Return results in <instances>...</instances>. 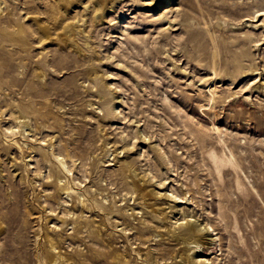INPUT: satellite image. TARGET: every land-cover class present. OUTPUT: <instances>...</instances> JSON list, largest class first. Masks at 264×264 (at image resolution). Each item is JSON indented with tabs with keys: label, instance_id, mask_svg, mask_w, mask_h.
<instances>
[{
	"label": "rangeland",
	"instance_id": "374dc122",
	"mask_svg": "<svg viewBox=\"0 0 264 264\" xmlns=\"http://www.w3.org/2000/svg\"><path fill=\"white\" fill-rule=\"evenodd\" d=\"M51 255L264 264V0H0V264Z\"/></svg>",
	"mask_w": 264,
	"mask_h": 264
},
{
	"label": "bare ground",
	"instance_id": "6f19581e",
	"mask_svg": "<svg viewBox=\"0 0 264 264\" xmlns=\"http://www.w3.org/2000/svg\"><path fill=\"white\" fill-rule=\"evenodd\" d=\"M150 1L151 2H156V3H161L165 7H169L171 5V3L173 2V0H150ZM108 2H109V0H94V6L97 9H99V11H100V9L101 10H105L106 8H108ZM94 18H96V16ZM213 70H214V74H215V78H216L218 76L217 70L215 68ZM215 91H216V89H215ZM215 91L214 90L210 91L211 96L213 97V99H215V94H214ZM21 124H22L23 127L29 125V123L27 121H21ZM216 129H218V128H216ZM129 170H131V168H129ZM131 175H132L131 177L133 179L136 178V176H137L134 172H131ZM174 197L177 198L181 203H184V199H185L184 197L179 196V195H175ZM79 202H80V204L83 207H87V205L85 204L84 200H81ZM77 204H79V203L76 202L74 204V206H76ZM180 224H184V227L186 229L187 234L191 237V239H193V241L190 243V248L189 249H192L194 252L195 251L197 252L203 245L212 244L213 241L217 240V237L215 238V237H213V236H211L209 234L210 231L211 232L213 231L212 226L209 225V224H205L204 225L202 223H199L198 221H196L195 218H192V217H190L189 219L183 221ZM47 242H48V240H47ZM51 245H52V247H55V245H54V243L52 241H51ZM51 259L54 260L55 264H59V262H60L59 261L60 259L58 257L57 258L53 257V255H51ZM199 261H202L203 264H211V262H206V260L199 259Z\"/></svg>",
	"mask_w": 264,
	"mask_h": 264
}]
</instances>
